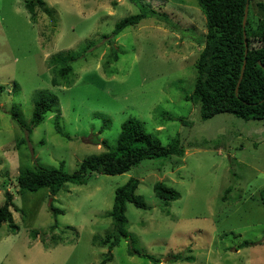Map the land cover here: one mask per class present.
Wrapping results in <instances>:
<instances>
[{
    "label": "rangeland",
    "instance_id": "374dc122",
    "mask_svg": "<svg viewBox=\"0 0 264 264\" xmlns=\"http://www.w3.org/2000/svg\"><path fill=\"white\" fill-rule=\"evenodd\" d=\"M27 1L0 0V207L4 192L12 193L17 226L0 228V264H100L115 191L132 177L150 209L127 204L131 239L121 240L108 264H264V120L228 113L205 120L185 99L203 48L195 39L207 33L197 0H141L179 27L147 18L118 36L116 24L140 11L131 0H44L35 23ZM258 2L264 0L255 1L254 16L262 17ZM65 65L73 70L62 77ZM40 93L55 105L30 135ZM13 108L21 123L12 119ZM130 118L164 145L177 139L184 157L144 160L123 175L96 174L85 185L66 184L55 198L45 188L21 192L22 169L63 163L72 174L106 150L103 141L116 145ZM160 181L180 199L156 197ZM51 205L64 211L56 230ZM245 241L251 245L242 247ZM132 247L160 262L131 255ZM178 254L194 261H171Z\"/></svg>",
    "mask_w": 264,
    "mask_h": 264
},
{
    "label": "trees",
    "instance_id": "16d2710c",
    "mask_svg": "<svg viewBox=\"0 0 264 264\" xmlns=\"http://www.w3.org/2000/svg\"><path fill=\"white\" fill-rule=\"evenodd\" d=\"M131 1L136 3L140 11L120 20L113 30L114 36L120 35L128 27L139 25L147 18L163 22L173 30L179 27L167 14L149 7L141 0ZM255 1L197 0L206 15L207 33L202 38L195 39L203 48L195 64L197 78L194 91L185 99L200 106L201 115L205 120L221 113L232 114L245 121L264 120V16H254ZM247 3L249 13L244 28ZM45 5L44 0H29L25 3V8L34 23L37 22V9ZM257 7L264 9V4L258 2ZM245 34L248 41L247 56ZM244 65V75L236 93ZM72 70L71 65H65L59 70V74L66 77L72 73ZM4 91L5 87L1 85L0 99ZM13 91H17V86ZM54 105L55 101L46 93H40L35 97L31 124L27 128L28 134L31 135L33 129L44 122L45 116L53 111ZM10 114L14 121L21 123L16 108H13ZM22 143L25 141L22 140ZM102 145L106 149L104 152L84 159L72 174L64 171L63 163L60 168H48L36 163L33 169H22L17 177L18 187L21 192H37L45 188L49 190V195L55 198L68 183L85 185L96 174L123 175L139 166L144 160L185 155V148L177 139L164 145L159 138L148 133L143 122L137 118H130L123 123L116 145L111 146L106 141H103ZM139 186L140 180L132 177L126 184L116 189L112 211L109 214L113 221L112 229L100 244L102 247H108V254L100 264H108L113 260L112 252L122 239H131L128 231L129 220L126 216L127 204H134L143 210L150 209L144 198L137 194ZM231 190L232 187L226 190L224 201L228 199ZM154 192L156 197L167 202L179 200L181 197L176 189L163 181L155 184ZM4 195L5 203L0 207V228L4 224H9L17 229L12 213V209L15 208L14 195L8 191H5ZM260 197L264 207V189ZM50 208L55 217V223L51 228L56 230L59 227L57 217L63 215L64 211L53 205ZM250 245V242L245 241L242 247ZM130 250L131 255L148 258L153 263L160 262L154 256L142 253L134 247ZM189 252L191 253L190 249ZM171 261L192 262L194 257L178 254L173 256Z\"/></svg>",
    "mask_w": 264,
    "mask_h": 264
},
{
    "label": "water",
    "instance_id": "95a60500",
    "mask_svg": "<svg viewBox=\"0 0 264 264\" xmlns=\"http://www.w3.org/2000/svg\"><path fill=\"white\" fill-rule=\"evenodd\" d=\"M248 13H249V4L247 3L246 10H245V16H244V28L246 27V24H247ZM245 45H246V56H247V53H248V41H247L246 34H245ZM245 63H246V60H245ZM244 69H245V65L243 66L242 75H241V78H240L239 83L237 85L236 93H238V91H239V87H240V84H241V81H242V78H243V75H244V73H243Z\"/></svg>",
    "mask_w": 264,
    "mask_h": 264
}]
</instances>
